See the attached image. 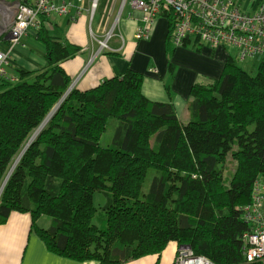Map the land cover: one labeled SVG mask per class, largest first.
I'll list each match as a JSON object with an SVG mask.
<instances>
[{
  "label": "trees",
  "instance_id": "1",
  "mask_svg": "<svg viewBox=\"0 0 264 264\" xmlns=\"http://www.w3.org/2000/svg\"><path fill=\"white\" fill-rule=\"evenodd\" d=\"M161 17L170 56L174 15L163 8ZM35 38L45 47V67L13 68L17 82L0 80V187L69 87L60 62L78 51L44 25ZM142 78L128 68L94 88L71 89L8 176L0 225L11 212L29 213L45 248L76 262L125 264L176 243L214 264H264L243 254L244 209L264 174V56L250 74L228 55L217 80L190 88L185 123L168 104L143 96ZM110 118L118 125L104 147L99 140ZM227 157L236 163L229 179ZM149 168L155 176L140 199ZM97 192L106 197L103 207L94 206ZM43 216L46 228L38 225Z\"/></svg>",
  "mask_w": 264,
  "mask_h": 264
},
{
  "label": "crops",
  "instance_id": "2",
  "mask_svg": "<svg viewBox=\"0 0 264 264\" xmlns=\"http://www.w3.org/2000/svg\"><path fill=\"white\" fill-rule=\"evenodd\" d=\"M121 2L99 0L95 23L94 18L89 22L86 12L76 19L70 17L74 15L72 12L68 16H52L44 24L49 35L57 41L78 48L74 56L60 62L71 79L69 86L79 90L91 89L106 79L123 75L130 68L143 75L141 93L147 100L168 104L180 122H187L190 88L195 84L210 85L217 80L227 52L223 49L199 48L197 51L175 46L167 56L166 19L158 17L149 30V37L138 38L142 14L128 0L116 18ZM110 29L112 36L107 41L108 47L101 48L99 40ZM0 51L8 53L14 69L33 72L46 65L45 47L32 35L25 36L23 44L13 47L0 43ZM168 64L172 65V70ZM49 224L50 219L46 216L38 221L42 228ZM178 247L176 243H169L159 256L148 255L125 264H172ZM0 264L99 263L76 262L50 253L33 232L30 214L11 212L7 221L0 225Z\"/></svg>",
  "mask_w": 264,
  "mask_h": 264
},
{
  "label": "built area",
  "instance_id": "3",
  "mask_svg": "<svg viewBox=\"0 0 264 264\" xmlns=\"http://www.w3.org/2000/svg\"><path fill=\"white\" fill-rule=\"evenodd\" d=\"M99 0H0V43L11 47L23 44L27 35L36 36L37 30L52 16L76 19L86 12L89 22L98 9ZM116 18H119L123 5ZM142 14L138 38L149 37L154 21L161 17L163 8L174 15L171 41L174 46L199 49H222L226 44L237 48L235 58L260 59L264 56V0H129ZM81 3V5H80ZM115 22L112 23V29ZM89 30L91 28L89 26ZM111 29L99 40L107 48ZM209 50V49H208ZM228 57V56H227ZM233 57V56H232ZM11 57L0 51V80L15 83L19 76L13 69ZM244 220L249 230L243 235V254L247 262H264V174L255 182L252 201L244 209ZM172 264H214L196 256L187 246H179Z\"/></svg>",
  "mask_w": 264,
  "mask_h": 264
},
{
  "label": "rangeland",
  "instance_id": "4",
  "mask_svg": "<svg viewBox=\"0 0 264 264\" xmlns=\"http://www.w3.org/2000/svg\"><path fill=\"white\" fill-rule=\"evenodd\" d=\"M97 16L94 18V20H95L94 23L97 21ZM218 48H222L225 52H227V56L228 55L233 56V59L236 61V63L238 65H240L241 67H243L248 73L254 74L256 72V68H257V65H258V62H259L258 59H256V58H245L243 60H240V59L235 58L236 53H237V48L232 46V45H230V44H226V45H224V47H218ZM207 49L211 50V48H207ZM117 125H118V121L115 118H110L109 119V121L107 123V129L102 134V136H101V138L99 140V144L101 146H104V147L111 146L112 140H113V137H114V133H115V130L117 128ZM35 129H33V131L30 133L27 141L30 139V137L33 134V132L35 131ZM16 158L17 157H15V159ZM13 163H14V161H13ZM12 164H11V166H12ZM235 167H236L235 161L233 159H231L230 157H227L226 162H225V164L223 166L224 176L227 179H229L231 177L232 173L235 170ZM154 176H155V171L152 168H149L147 170V174H146V177L144 179V182H143V185H142V188H141V192H140V195H139L140 199H142L143 195L145 193H147L148 188L150 187V183L152 181V178ZM106 201H107L106 197H104V195H102L101 193L99 194L97 192L93 196V203H94V206L97 207V208L98 207H103V205H105ZM100 211L101 210L99 208L97 213L100 214L99 213ZM93 222L94 223H99L98 219H97V215L93 219ZM180 246H182V245H180Z\"/></svg>",
  "mask_w": 264,
  "mask_h": 264
},
{
  "label": "water",
  "instance_id": "5",
  "mask_svg": "<svg viewBox=\"0 0 264 264\" xmlns=\"http://www.w3.org/2000/svg\"><path fill=\"white\" fill-rule=\"evenodd\" d=\"M71 89H72V86L70 85V86L67 88L66 92L63 94V96L59 99V101H58V102L52 107V109L49 111V113H48L47 116L44 118V120L40 123V125H41L45 120H47V121L45 122V124L43 125V127L46 125V123L51 119V117H52L53 114L56 112V110L59 108L60 104L62 103V101L64 100V98L68 95V93L71 91ZM40 125H39V126H40ZM39 126H38V127H39ZM38 127H37V128H38ZM43 127L41 128V130L43 129ZM41 130H40V131H41ZM40 131L37 133V135L40 133ZM37 135H36L34 138H32V139H30V140L27 141V143L25 144L24 148L22 149V151L20 152V154L17 156L16 160L14 161V163L12 164V166L10 167V169H9V171H8V173H7L5 179H4V181H3V183H2V185H1V187H0V192H1V190H2V188H3V186H4V184L6 183V180H7L8 176L10 175L12 169L15 167V165L17 164L19 158H20L21 155L23 154L24 150H25V149H26V148L32 143V141L37 137ZM187 247H188V246H187ZM188 248H189V247H188Z\"/></svg>",
  "mask_w": 264,
  "mask_h": 264
},
{
  "label": "bare ground",
  "instance_id": "6",
  "mask_svg": "<svg viewBox=\"0 0 264 264\" xmlns=\"http://www.w3.org/2000/svg\"><path fill=\"white\" fill-rule=\"evenodd\" d=\"M47 120H45L38 128H36L35 129V131L33 132V134L31 135V137H30V139H32V138H34L36 135H37V133L41 130V128L43 127V125L45 124V122H46ZM29 139V140H30Z\"/></svg>",
  "mask_w": 264,
  "mask_h": 264
}]
</instances>
